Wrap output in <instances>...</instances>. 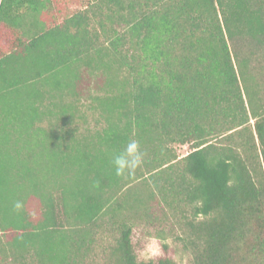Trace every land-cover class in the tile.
Instances as JSON below:
<instances>
[{
  "label": "trees",
  "instance_id": "obj_1",
  "mask_svg": "<svg viewBox=\"0 0 264 264\" xmlns=\"http://www.w3.org/2000/svg\"><path fill=\"white\" fill-rule=\"evenodd\" d=\"M47 4L0 0V264H178L132 241L165 217L188 264H264V0Z\"/></svg>",
  "mask_w": 264,
  "mask_h": 264
},
{
  "label": "rangeland",
  "instance_id": "obj_2",
  "mask_svg": "<svg viewBox=\"0 0 264 264\" xmlns=\"http://www.w3.org/2000/svg\"><path fill=\"white\" fill-rule=\"evenodd\" d=\"M94 1L96 0H48L47 8L43 12L44 18L51 19V22L53 20L58 22L72 14L86 10L88 15H92L93 10H95L92 9L95 5H93ZM27 19L30 18L28 17ZM260 55L262 56L264 53L261 51ZM87 121L90 123L92 130L94 128V121L91 118H88ZM174 149L178 156H182L190 148L187 144H174ZM135 222H138V224L134 227L132 241L138 258L147 260L165 253L166 255H170L178 264L189 263L191 254L183 246V234L173 218L166 219L165 217L159 223H156L154 220L151 224L137 220ZM109 229V227H103L102 238L98 241V245L92 247V251H94L91 256H94L95 263L101 262L100 258L103 255V248L113 240V230ZM164 244L168 246L167 251L163 247Z\"/></svg>",
  "mask_w": 264,
  "mask_h": 264
},
{
  "label": "clouds",
  "instance_id": "obj_3",
  "mask_svg": "<svg viewBox=\"0 0 264 264\" xmlns=\"http://www.w3.org/2000/svg\"><path fill=\"white\" fill-rule=\"evenodd\" d=\"M144 152L141 150V146L138 141L130 140L124 147L116 152L111 160L114 167L115 174L117 176L131 175L143 164ZM16 210L22 208V204L16 202L14 204Z\"/></svg>",
  "mask_w": 264,
  "mask_h": 264
}]
</instances>
